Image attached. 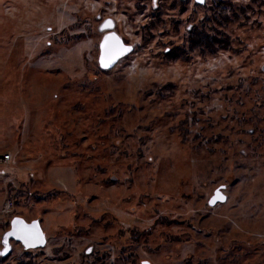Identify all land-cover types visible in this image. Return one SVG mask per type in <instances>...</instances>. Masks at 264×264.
I'll use <instances>...</instances> for the list:
<instances>
[{"label": "rangeland", "instance_id": "rangeland-1", "mask_svg": "<svg viewBox=\"0 0 264 264\" xmlns=\"http://www.w3.org/2000/svg\"><path fill=\"white\" fill-rule=\"evenodd\" d=\"M172 3L0 0V251L14 217L46 239L0 264H264V0ZM220 5L219 45L169 28Z\"/></svg>", "mask_w": 264, "mask_h": 264}, {"label": "water", "instance_id": "water-1", "mask_svg": "<svg viewBox=\"0 0 264 264\" xmlns=\"http://www.w3.org/2000/svg\"><path fill=\"white\" fill-rule=\"evenodd\" d=\"M202 4L204 0H195ZM132 50V47L125 45L122 40L114 33H109L99 43L98 65L103 70L112 69L116 63ZM225 186L220 185L214 189L209 197L208 206H214L217 203H224L226 195L223 193ZM10 240L18 242L24 249H37L45 245L46 239L40 227L38 220L30 222L21 217H14L10 221V227L3 235L0 255L5 257L10 252ZM141 264H150L148 261H142Z\"/></svg>", "mask_w": 264, "mask_h": 264}, {"label": "flooded vegetation", "instance_id": "flooded-vegetation-1", "mask_svg": "<svg viewBox=\"0 0 264 264\" xmlns=\"http://www.w3.org/2000/svg\"><path fill=\"white\" fill-rule=\"evenodd\" d=\"M178 1H180V5H181L179 10L176 7V5H174V3L171 4V9L174 11V13H179V14H180L181 11L186 10L185 3L192 2L194 7H196V8L203 7L205 5V3H206V0H204V2L202 4H199L195 0H178ZM178 1L175 0V3L178 2ZM151 2H152V7L154 9H156V7H157L156 6V0H151ZM212 14H211V16H212ZM211 16H208V17H211ZM95 19H97V21H99V24L97 25V31L101 32L102 38H104V36H106L109 33H114L122 40V42L125 45L131 46L129 43H127L124 40L123 36L120 33H118V29L116 28V23H115V21L112 20V18L105 17V18L101 19V16L97 15L95 17ZM204 21H205L204 15L200 19V23H199V24H201L200 26H197L195 23L187 22V19L185 21H183L181 19H179V20L176 19V20H173V21L171 20L170 21L169 28L170 29L172 28V32L173 33H177L179 31V28L181 29V27H182L183 28V30H182L183 35H182V38H181V39H183L182 42H188V40L191 37H194L198 32L203 30ZM132 51H133V47H132L131 52ZM171 51H172V49L167 47V48L164 49L163 54L164 55H169L171 53ZM131 52L129 54H131ZM25 250H33V249H25Z\"/></svg>", "mask_w": 264, "mask_h": 264}, {"label": "trees", "instance_id": "trees-1", "mask_svg": "<svg viewBox=\"0 0 264 264\" xmlns=\"http://www.w3.org/2000/svg\"><path fill=\"white\" fill-rule=\"evenodd\" d=\"M230 9L228 6H217L214 13L211 17L205 18L204 28L202 31L198 32L194 38H190L189 50L191 47H194L197 43H199L204 48H209V39L211 38V46L214 44L219 45V34L220 36L226 38L227 36L223 34L225 30H228L227 27L233 21L236 22L237 18L235 15L231 20H227V12ZM221 29L223 30L221 33ZM212 34V35H211ZM201 47V48H202ZM106 71V70H104ZM108 71V70H107Z\"/></svg>", "mask_w": 264, "mask_h": 264}, {"label": "built area", "instance_id": "built-area-1", "mask_svg": "<svg viewBox=\"0 0 264 264\" xmlns=\"http://www.w3.org/2000/svg\"><path fill=\"white\" fill-rule=\"evenodd\" d=\"M3 159H4V160H8V159H9V156H8V155H4V156H3Z\"/></svg>", "mask_w": 264, "mask_h": 264}]
</instances>
